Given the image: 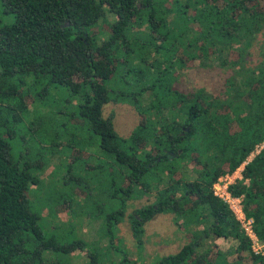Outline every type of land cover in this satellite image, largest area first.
<instances>
[{"label":"trees","instance_id":"16d2710c","mask_svg":"<svg viewBox=\"0 0 264 264\" xmlns=\"http://www.w3.org/2000/svg\"><path fill=\"white\" fill-rule=\"evenodd\" d=\"M0 6L12 18L0 25V264H60L43 251L87 247L84 239L47 237L28 193L30 185L41 186L40 172L56 150L72 143L79 149L69 157L64 185L90 193L84 215L101 220L103 249L120 256L113 264H141L115 245L116 231L128 202L153 192V201L127 215L136 245L144 242L145 223L162 212L192 240L150 264H243L245 254L264 264L228 203L213 193L218 179L262 144L227 190L241 198L264 241V0H0ZM253 44L259 53L250 66ZM214 62L229 73L222 91L178 87L183 71ZM108 103L135 110L138 122L128 135L115 129L113 112L104 115ZM72 123L78 134L61 131ZM209 236L235 243L237 259L229 262L209 246L200 250ZM100 249H88L91 264L100 262Z\"/></svg>","mask_w":264,"mask_h":264},{"label":"rangeland","instance_id":"374dc122","mask_svg":"<svg viewBox=\"0 0 264 264\" xmlns=\"http://www.w3.org/2000/svg\"><path fill=\"white\" fill-rule=\"evenodd\" d=\"M11 21L12 18L6 16L0 6V25L10 23ZM257 40H263V34H258ZM250 51L251 55L247 56V59L250 62V66H252L257 63L256 61L259 53L257 44H253ZM211 60L213 61V59ZM216 63L214 62L211 68H202L199 66L183 71L178 82V87L183 90L203 87L211 92L222 91L225 77L229 73L218 67ZM197 64L199 63L197 62ZM56 88L63 90L61 86H57ZM75 100L76 99L72 100L71 105L77 103ZM30 107L32 111L33 105ZM111 112L114 113V127L121 136L128 135L130 130L138 122V116L129 104L108 103L104 106V115L107 116ZM74 126L75 123H72L66 130L61 129V131L63 133L78 134L80 129L74 128ZM26 139H28V136ZM46 139L45 142H42L44 146L50 143L48 136H46ZM96 140L97 143H99L97 138ZM34 145L35 144L32 143L30 144V150L34 151ZM260 148L261 147H259L258 150ZM77 149H79V147L75 145V143H72L69 147H65V149L58 148L54 157H51L50 161L40 172L39 176L42 180L41 186L38 188L36 185H30L28 193L32 204L38 209L41 215L39 224L47 237H53L63 243L84 239L88 245L85 248H77L68 253H55L50 250H45L43 251V257L48 260L57 259L60 264H91L88 249L90 246L95 245L101 247L100 253L102 257H100V262L98 264H113L120 256L112 250L103 249V246L106 244V238L100 239L99 237L101 234V220L84 215L86 214L85 211H89L90 209L88 204L89 201L87 202L90 193L88 191H83L80 188L81 186L64 185L63 182V177L67 172L66 166L70 159L69 157L73 154L72 152ZM83 149L84 152H91L93 147ZM249 159H251L250 155ZM199 168L200 166L192 168L190 173L194 175V171L196 173ZM241 169L240 166L232 174H228V181L230 180L233 182V177H242ZM225 181L226 180L223 182ZM94 182L92 181L89 183L91 189L95 188ZM100 191L99 193L93 191L91 195L94 197L98 195L99 200H103L105 195H101ZM69 198L72 199L74 202L73 204L69 202ZM153 200L154 192L149 196L146 195L142 198L129 201L125 212V220L117 225L115 245L127 251L130 258L139 261L141 264H150L161 256L173 254L177 252L183 244L192 240L191 235H187V231L184 227L180 228L179 225L174 223V216L171 213L162 212L145 223L144 242L141 247L136 245L127 222V215L135 208ZM82 211H84V213ZM181 221L182 220H180V222ZM203 244L200 250H203L204 246H209L214 251L219 249L224 255H227L229 262L234 261L238 257L235 243L229 240L214 239L209 236L204 238ZM215 245L216 247H214ZM241 257L239 262L243 264H255L248 254Z\"/></svg>","mask_w":264,"mask_h":264},{"label":"built area","instance_id":"2783aa9c","mask_svg":"<svg viewBox=\"0 0 264 264\" xmlns=\"http://www.w3.org/2000/svg\"><path fill=\"white\" fill-rule=\"evenodd\" d=\"M259 147H263L262 144L257 145L255 150L250 154L251 158L261 149L258 150ZM251 159L248 158L241 164V168L243 169L244 166L250 161ZM241 169V171H242ZM229 175L226 174L223 177H220L218 179V181L213 185V193L214 195H216L217 197L221 198L222 200H224L225 202L228 203V205L230 206V208L233 210V212L235 213L237 219L241 222L242 227L244 228L246 234L249 236V238L251 239V247L253 252H255L256 254H261L264 255V241H259L256 234L253 232L252 230V223L253 220L251 218L247 219L243 213L242 210V206H241V198L239 197H234L232 196L228 190H227V185L232 183V181H228ZM234 181L237 178H242L240 177H233ZM224 180H226L225 182H223ZM233 181V182H234ZM247 183V180L245 181ZM237 212V213H236Z\"/></svg>","mask_w":264,"mask_h":264}]
</instances>
